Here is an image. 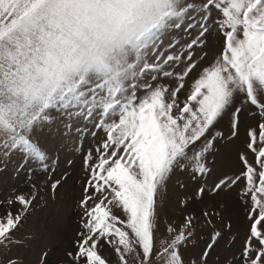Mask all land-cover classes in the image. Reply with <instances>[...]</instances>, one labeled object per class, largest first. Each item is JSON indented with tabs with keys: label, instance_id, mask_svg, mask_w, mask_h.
Listing matches in <instances>:
<instances>
[{
	"label": "snow or ice",
	"instance_id": "6c2138e0",
	"mask_svg": "<svg viewBox=\"0 0 264 264\" xmlns=\"http://www.w3.org/2000/svg\"><path fill=\"white\" fill-rule=\"evenodd\" d=\"M213 28L223 35L222 49L201 68L193 49ZM181 61L185 67L175 72ZM198 68L181 101L185 78ZM161 76L175 78L176 87L154 83ZM246 112L257 119L247 149L258 167L241 153L244 169L225 174L211 191L245 180L251 224L241 257L264 264V0H0V162L18 152V170L30 160L46 167L39 138L58 116L67 118L68 131L92 121L107 135L98 162L86 157L91 175L75 251L66 253L71 264H108L105 245L120 264H130L129 256L131 264H184L180 248L192 220L179 230L169 226L170 238L157 242L158 191L176 169H191L193 180L209 175L207 155L224 138L213 129L228 116L237 136ZM205 191L201 185L197 195ZM33 199L15 197L23 211L0 217V264H21L9 253Z\"/></svg>",
	"mask_w": 264,
	"mask_h": 264
},
{
	"label": "rangeland",
	"instance_id": "374dc122",
	"mask_svg": "<svg viewBox=\"0 0 264 264\" xmlns=\"http://www.w3.org/2000/svg\"><path fill=\"white\" fill-rule=\"evenodd\" d=\"M213 30L217 33L215 28ZM192 38H195V31L191 36H183L184 41ZM220 49L218 37L211 35L205 46L193 49L195 50L193 57L202 68L214 59ZM204 53L208 55L202 60ZM185 64V61H181L173 66V70L180 72ZM199 70L198 68L185 78V91L182 89L179 93L181 101L186 99V94L190 92L192 81ZM154 83L166 85L169 88L177 85L175 78L162 76ZM249 111L252 109L250 108ZM251 119L254 118H250L247 112L242 114L238 136L228 141H225L224 136L231 131L230 118L228 117L225 122L224 117L217 123L220 127L225 124L226 126L219 128L216 125L213 129V133L219 131L224 138H217L214 147L207 155V163L211 169L209 175L193 180L191 169L187 171L176 169L158 191L157 231L155 232L157 242L170 238L169 226L179 230L186 219L192 220V236L180 248L184 264H193V262L195 264H243L241 253L251 224L245 201H248V206L251 202L242 191L245 184L242 188L243 183L239 181L235 184L236 186L233 185L218 193H213L211 189L225 174L232 177L235 172L242 170L238 169L239 165L235 160L241 153L245 155L249 151L246 149L240 151L241 148L237 147H243L247 133V129L243 127L246 123L251 124ZM66 122V117L58 116L43 129V135L39 138L48 155V159L44 162L46 167L39 161L30 160L25 167L18 170L21 158V153L18 152L12 154L6 162H0V217H3L9 209L13 213L23 211V206L15 200V197L34 196L31 206L23 215L22 222L14 234L17 243L11 247L9 253L21 264H42L45 252H47V264H71L66 253L75 251L74 242L77 240V233L81 231L80 220L83 215L80 201L86 194L84 182H88L91 175L90 169L86 167V160L83 159L84 156L91 154L92 161L98 162L97 148L105 140L102 134L105 131L94 127L92 121H76L71 131H68L64 127ZM256 123L257 120L251 124V127H255ZM245 156L248 160H252L250 156ZM72 160H75L73 165H71ZM6 164H9L10 168H6ZM88 164H91V161ZM251 165L258 167V165ZM231 172L234 173L231 174ZM66 173H69L67 177ZM56 181L60 183L53 188L52 185ZM201 185L206 188V191L199 196L196 193ZM191 196L193 199L187 202L185 208L179 204V201L182 203L184 199L189 200L187 197ZM9 199L13 200L11 205L8 204ZM109 207H112L113 214L120 216L121 219L124 218L122 210L113 206ZM205 211L212 215L205 218L203 216ZM209 219L211 222H208ZM217 232L220 236L216 238L209 255L204 257L203 252L206 246L213 243V236ZM103 255L108 264H120L119 257L111 247L105 245ZM128 259L131 264L132 257L129 256Z\"/></svg>",
	"mask_w": 264,
	"mask_h": 264
},
{
	"label": "crops",
	"instance_id": "0c3cea01",
	"mask_svg": "<svg viewBox=\"0 0 264 264\" xmlns=\"http://www.w3.org/2000/svg\"><path fill=\"white\" fill-rule=\"evenodd\" d=\"M208 40V39H207ZM183 91H185L184 89H183ZM189 94V93H188ZM188 94H186V95H188ZM227 120H228V116H225V122H227ZM218 125V124H217ZM219 126V125H218ZM226 126V124L224 125V126H222V127H220L219 126V128H224ZM229 135V134H228ZM237 148H239V146L237 147ZM240 149V148H239ZM239 156H237V160H235V162H237L238 163V165H239ZM231 168V167H230ZM239 169V168H238ZM181 202V201H180ZM182 203H184V205L182 206V207H184L185 208V205L187 204V201L184 199L183 201H182Z\"/></svg>",
	"mask_w": 264,
	"mask_h": 264
}]
</instances>
